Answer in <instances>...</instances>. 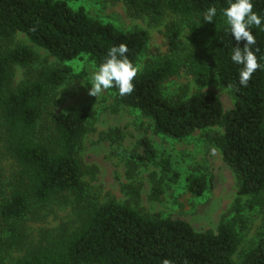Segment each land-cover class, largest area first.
<instances>
[{
  "label": "trees",
  "instance_id": "16d2710c",
  "mask_svg": "<svg viewBox=\"0 0 264 264\" xmlns=\"http://www.w3.org/2000/svg\"><path fill=\"white\" fill-rule=\"evenodd\" d=\"M122 2L128 16L162 24L163 53L146 57L147 29H122L91 16L84 7H72L69 0H0V264H264V230L238 260L233 257L246 227L245 212L264 210V29L251 28L260 67L242 87L240 66L230 56L244 41L237 43L228 34L222 16L228 0ZM252 3L253 11L264 17V0ZM213 6L214 22H205L202 16ZM19 32L57 63L87 59L96 68L111 47L126 45L125 55L139 72L130 95L107 90L115 108L136 110L149 119L153 133L163 137L181 139L200 131L232 172L235 196L215 230H196L181 218L141 213L113 197L86 199L77 151L88 128V108L71 105L59 113L49 108L52 101L57 104L55 91L71 70L67 64L46 65L14 82V66L28 69L39 57L27 44H9ZM180 72L227 89L233 106L224 109L211 90L164 95V82ZM46 113L51 114L50 123L42 125ZM157 155L148 136L137 141L123 188L131 198L140 196L134 165L155 163ZM158 166L161 174L149 193L153 200L160 199L166 178L173 174L169 155L161 154ZM184 186L201 197L210 177L190 172ZM51 201L69 202L77 212L75 225L31 239L27 216L38 218V207ZM14 249L22 253L6 261Z\"/></svg>",
  "mask_w": 264,
  "mask_h": 264
},
{
  "label": "rangeland",
  "instance_id": "374dc122",
  "mask_svg": "<svg viewBox=\"0 0 264 264\" xmlns=\"http://www.w3.org/2000/svg\"><path fill=\"white\" fill-rule=\"evenodd\" d=\"M77 8L84 7L93 17L112 22L122 29L130 30L142 27L148 30L149 44L147 56L164 52L166 45L161 36L162 24H152L146 18H134L127 15L122 0H69ZM24 43L38 54V62L25 69L14 66V82L33 76L46 65L67 64L71 67L64 82L56 89L50 109L53 113L66 111L69 106L88 108V128L80 145L78 157L82 165L81 176L85 182L87 200L105 201L109 197L117 201L129 202L145 214H160L188 221L196 230H215L221 216L229 208L235 196V183L232 172L222 158L220 150L207 143L200 131L185 138H168L153 133L151 123L130 107L113 105V97L107 90L94 97L89 95L91 76L97 69L89 60L58 62L45 49L34 45L23 33H17L10 45ZM197 90H211L216 93L224 109L233 106V98L227 89L215 82L194 79L184 72L169 78L163 84V94L171 97L190 94ZM50 113H46L41 124H49ZM213 129L221 130L214 127ZM148 136L155 148V163L143 164L138 161L133 178L139 182L140 196L131 198L124 191L128 182V161L131 151L142 136ZM170 156L173 174L166 178L167 185L159 200L150 199L151 183L161 174L158 166L160 155ZM130 158V159H128ZM4 174L8 175L9 166L3 161ZM201 173L210 177V187L201 197L192 196L184 186V177L190 173ZM46 206V207H45ZM39 206L41 216H27V232L31 239H39L44 231L61 230L64 226L72 228L77 221V212L72 205L51 201ZM45 207V208H43ZM246 227L241 231V241L235 254V260L241 252L256 241L260 231L264 230V210L246 211ZM28 240V239H27ZM25 240V242L27 241ZM22 253L11 250L6 261Z\"/></svg>",
  "mask_w": 264,
  "mask_h": 264
},
{
  "label": "clouds",
  "instance_id": "9594fccd",
  "mask_svg": "<svg viewBox=\"0 0 264 264\" xmlns=\"http://www.w3.org/2000/svg\"><path fill=\"white\" fill-rule=\"evenodd\" d=\"M217 15L216 7H209L203 14L205 22H214ZM222 16L234 40L239 43L244 41L243 48L233 47L231 61L240 66L238 83L247 87L252 74L260 67L252 50L256 43L252 34L253 26L264 29V17L253 11L252 0H228V5L222 10ZM126 45L120 44L108 50L107 57L91 76L89 95L97 97L108 89L115 88L120 96L130 95L134 91L133 80L139 72V67L133 65L125 53ZM162 264H171L164 260Z\"/></svg>",
  "mask_w": 264,
  "mask_h": 264
}]
</instances>
